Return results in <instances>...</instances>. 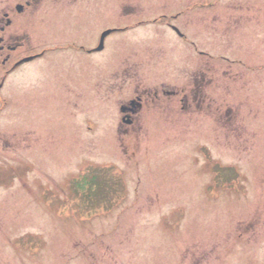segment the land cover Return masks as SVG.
I'll list each match as a JSON object with an SVG mask.
<instances>
[{
    "label": "rangeland",
    "instance_id": "1",
    "mask_svg": "<svg viewBox=\"0 0 264 264\" xmlns=\"http://www.w3.org/2000/svg\"><path fill=\"white\" fill-rule=\"evenodd\" d=\"M168 2L0 0V264H264V85L219 67L213 12ZM165 11L185 40L147 25Z\"/></svg>",
    "mask_w": 264,
    "mask_h": 264
},
{
    "label": "flooded vegetation",
    "instance_id": "2",
    "mask_svg": "<svg viewBox=\"0 0 264 264\" xmlns=\"http://www.w3.org/2000/svg\"><path fill=\"white\" fill-rule=\"evenodd\" d=\"M23 1L27 7L31 2V0ZM189 2L190 0H173L172 3L168 2L165 4V6H170L171 9L179 7L187 8L188 6H191V11L196 8L198 10L202 9V11L208 9L209 11L213 12V15H215V20L211 27L205 29L209 32L206 33L207 39H210L211 34L213 51L216 52L218 56L217 60L223 63L219 64V67L226 68L230 73H232L231 83L234 85L238 83L236 81V76L240 74L241 76H238V78L244 79L242 83H247V88H245V90L248 92L251 98V76H248L247 73L250 74V72H256L255 78L257 77L262 85H264V81H262L259 77L260 73H264V64L260 63V61L264 59V49L252 47V42L254 40H264V0H198L192 4H189ZM85 4L86 1H84L81 6L84 7ZM21 9V5L16 7L17 12H20ZM166 12L168 11H165V13ZM75 15H77V17L74 16V19L77 20L76 22L80 23L82 17L79 9L76 10ZM182 16L183 15L180 12L174 14L166 13L160 14L159 16L146 21L148 22V26L164 27L170 32L171 35L173 34L176 39L185 40V38L188 36V33H184L183 31L185 30L178 27L177 25H183L187 27L189 25H193V23ZM204 17L205 16H198L197 19L201 20ZM3 19L4 20H0V34L4 33L5 29L10 23V21H6L7 13L4 14ZM2 22H4L3 26H1ZM213 25L215 26L213 27ZM83 35L84 38L79 41L72 39V44L74 47L77 46L79 52L90 54L91 50L85 48V41L90 43V40L85 36L84 33ZM152 36L156 37L155 34ZM1 40L2 38H0V41ZM11 41H13L12 43L14 44L9 43L5 47L1 46L0 51L5 50L8 53H12L18 44L15 43V38H12ZM246 41H249L250 44H247ZM62 49L66 50L65 48ZM199 53L200 56H207L204 55L202 51H199ZM244 55L251 56L254 61L257 60L259 62L255 61L254 64L246 62L244 61ZM43 56L44 55L42 53L22 57H12L9 54V56H7V58L2 62V64H6L7 62L10 64L6 73V77L11 73L16 72L18 67H23L33 63L34 61L41 59ZM27 59H29L28 62L25 61ZM187 69L188 68H182L181 73ZM200 69L202 70V67H199L197 70ZM201 75L203 77V74ZM137 91L138 90H136V92ZM259 92L260 95H264L263 90H260ZM252 94L256 95L257 93L254 92ZM140 96V98L145 99L146 91L140 92ZM139 108V104L135 103L134 101H130L128 104L120 107L122 123L126 126H132L134 124L133 118L136 117V113ZM213 110L216 109L213 108Z\"/></svg>",
    "mask_w": 264,
    "mask_h": 264
},
{
    "label": "water",
    "instance_id": "3",
    "mask_svg": "<svg viewBox=\"0 0 264 264\" xmlns=\"http://www.w3.org/2000/svg\"><path fill=\"white\" fill-rule=\"evenodd\" d=\"M109 34V32H105L102 37H101V42L100 45L98 47V51L102 49V44H103V39Z\"/></svg>",
    "mask_w": 264,
    "mask_h": 264
},
{
    "label": "trees",
    "instance_id": "4",
    "mask_svg": "<svg viewBox=\"0 0 264 264\" xmlns=\"http://www.w3.org/2000/svg\"><path fill=\"white\" fill-rule=\"evenodd\" d=\"M93 181V180H92ZM84 189V188H83Z\"/></svg>",
    "mask_w": 264,
    "mask_h": 264
}]
</instances>
